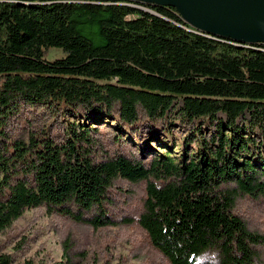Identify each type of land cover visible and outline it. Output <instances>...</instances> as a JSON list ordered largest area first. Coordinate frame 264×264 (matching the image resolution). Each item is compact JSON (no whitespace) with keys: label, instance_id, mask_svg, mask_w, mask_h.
I'll list each match as a JSON object with an SVG mask.
<instances>
[{"label":"trees","instance_id":"1","mask_svg":"<svg viewBox=\"0 0 264 264\" xmlns=\"http://www.w3.org/2000/svg\"><path fill=\"white\" fill-rule=\"evenodd\" d=\"M142 6L0 0V232L40 206L77 220L95 207L88 222L109 225L105 194L121 177L146 182L137 222L169 264H253L264 237L233 209L238 194L264 196V43L207 36L173 7ZM53 49L63 55L47 59ZM25 106L70 110L87 128L58 136L44 122L12 136L7 121ZM108 127L131 154L97 149L89 132ZM148 138L167 151L146 156Z\"/></svg>","mask_w":264,"mask_h":264},{"label":"rangeland","instance_id":"2","mask_svg":"<svg viewBox=\"0 0 264 264\" xmlns=\"http://www.w3.org/2000/svg\"><path fill=\"white\" fill-rule=\"evenodd\" d=\"M61 55L59 49H53L46 57L53 59ZM39 111L29 106L20 108L7 121L9 134L27 140L29 133L47 122L53 125L55 134L62 136L66 125L83 123L82 130H85L86 122L89 121L81 114L74 115L70 110ZM94 126L91 124V127ZM89 135L95 138L97 149L103 152V156L132 152V148L123 142L127 138L124 132L108 127L101 133L90 131ZM140 142L138 139L136 144H132L135 146L133 154H141V149L145 148ZM160 142L164 144L167 141L162 139ZM161 143L148 138L146 144L149 151L146 156L166 152L167 149ZM178 154L179 149H174L172 155ZM230 188H235V185L231 184ZM146 197L144 180L131 182L118 177L104 199V207L112 223L99 227H93L88 222L98 212L95 207L82 212L81 220L56 212L49 213L43 206L26 209L20 218L0 232V255H8L12 264L27 260L39 264H169L152 246L146 232L137 222L144 210ZM233 212L245 221L250 231L264 237V196L255 198L238 194ZM74 213H78V210ZM254 249L256 258L253 264H264V243L256 245Z\"/></svg>","mask_w":264,"mask_h":264},{"label":"water","instance_id":"3","mask_svg":"<svg viewBox=\"0 0 264 264\" xmlns=\"http://www.w3.org/2000/svg\"><path fill=\"white\" fill-rule=\"evenodd\" d=\"M170 6L197 32L245 45L264 43V0H117Z\"/></svg>","mask_w":264,"mask_h":264}]
</instances>
